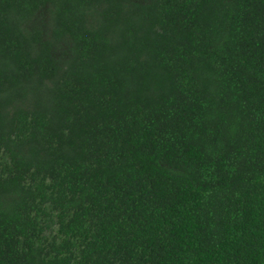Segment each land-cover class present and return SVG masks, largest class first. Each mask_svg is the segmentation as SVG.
I'll list each match as a JSON object with an SVG mask.
<instances>
[{
  "label": "trees",
  "instance_id": "16d2710c",
  "mask_svg": "<svg viewBox=\"0 0 264 264\" xmlns=\"http://www.w3.org/2000/svg\"><path fill=\"white\" fill-rule=\"evenodd\" d=\"M0 264H264V0H0Z\"/></svg>",
  "mask_w": 264,
  "mask_h": 264
}]
</instances>
